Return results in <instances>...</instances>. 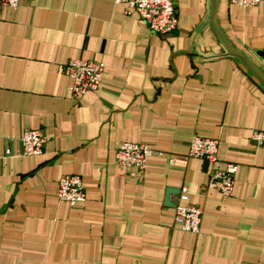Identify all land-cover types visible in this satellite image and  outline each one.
<instances>
[{
  "label": "crops",
  "instance_id": "obj_1",
  "mask_svg": "<svg viewBox=\"0 0 264 264\" xmlns=\"http://www.w3.org/2000/svg\"><path fill=\"white\" fill-rule=\"evenodd\" d=\"M173 1L166 35L127 0L0 10V264H264V144L250 139L264 130V84L222 46L210 0ZM216 23L264 75V0H218ZM75 59L103 64L96 93L71 96L63 68ZM24 130L42 135L40 154L22 155ZM195 136L237 165L231 196L206 187L211 165L188 157ZM124 142L153 151L144 171L116 163ZM66 174L86 193L72 207L57 197ZM183 187L198 234L174 222Z\"/></svg>",
  "mask_w": 264,
  "mask_h": 264
},
{
  "label": "built area",
  "instance_id": "obj_2",
  "mask_svg": "<svg viewBox=\"0 0 264 264\" xmlns=\"http://www.w3.org/2000/svg\"><path fill=\"white\" fill-rule=\"evenodd\" d=\"M23 0H0V10L4 8L17 9ZM244 8L258 6L261 0H228ZM129 7L143 21L148 30L155 35L172 33L177 26V15L173 0H127ZM63 73L70 80V92L73 98H78L86 93H96L102 81L104 66L100 62L85 59L70 60L63 68ZM254 145L264 144V130L254 131L251 135ZM23 156H35L41 153L45 144L42 135L36 130H24L19 138ZM219 141L213 138H200L195 136L189 143L188 157L202 159L211 165L209 179L206 187L215 189L222 196H231L234 188V175L237 165L234 163H222L217 158ZM5 156L11 154L6 149ZM153 151L143 143L124 142L115 152V161L123 167H133L138 171H144L146 161ZM57 197L60 201L67 202L69 206H75L84 202L86 193L80 176L66 174L59 178ZM188 198L186 188H181L174 205V222L180 226L183 232L198 234L201 224L202 212L193 205L182 206L181 201Z\"/></svg>",
  "mask_w": 264,
  "mask_h": 264
},
{
  "label": "water",
  "instance_id": "obj_3",
  "mask_svg": "<svg viewBox=\"0 0 264 264\" xmlns=\"http://www.w3.org/2000/svg\"><path fill=\"white\" fill-rule=\"evenodd\" d=\"M217 6H218V0H210V21H211V25L212 28L214 30V32L216 33L218 39L220 40L222 46L224 47V49L226 50V52L230 55L233 56L235 58H238L244 65L245 67L260 81L264 84V75L250 62V60L248 59V57L234 49L226 40V38L224 37V35L222 34V32L220 31L217 23H216V10H217ZM256 54L264 59V52L258 51L256 52ZM175 193L172 189H167L166 193H165V197H164V203L166 205H170V195ZM171 205H173L171 203Z\"/></svg>",
  "mask_w": 264,
  "mask_h": 264
}]
</instances>
